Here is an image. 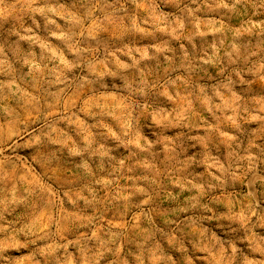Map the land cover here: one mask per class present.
Segmentation results:
<instances>
[{"label":"clouds","instance_id":"1","mask_svg":"<svg viewBox=\"0 0 264 264\" xmlns=\"http://www.w3.org/2000/svg\"><path fill=\"white\" fill-rule=\"evenodd\" d=\"M0 264H264V0H0Z\"/></svg>","mask_w":264,"mask_h":264}]
</instances>
